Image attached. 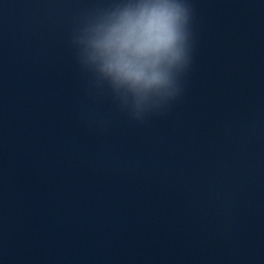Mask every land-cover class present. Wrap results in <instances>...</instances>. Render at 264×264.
Segmentation results:
<instances>
[{
  "label": "water",
  "instance_id": "obj_1",
  "mask_svg": "<svg viewBox=\"0 0 264 264\" xmlns=\"http://www.w3.org/2000/svg\"><path fill=\"white\" fill-rule=\"evenodd\" d=\"M108 3L0 0V264H264V0H189L183 93L142 123L70 44Z\"/></svg>",
  "mask_w": 264,
  "mask_h": 264
},
{
  "label": "clouds",
  "instance_id": "obj_2",
  "mask_svg": "<svg viewBox=\"0 0 264 264\" xmlns=\"http://www.w3.org/2000/svg\"><path fill=\"white\" fill-rule=\"evenodd\" d=\"M189 0H109L81 16L70 44L90 95L144 122L179 99L192 63Z\"/></svg>",
  "mask_w": 264,
  "mask_h": 264
}]
</instances>
